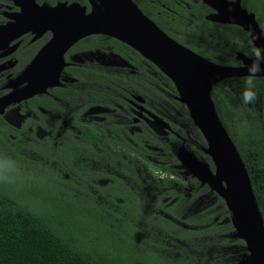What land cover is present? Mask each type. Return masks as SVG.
Returning a JSON list of instances; mask_svg holds the SVG:
<instances>
[{"label":"trees","instance_id":"trees-1","mask_svg":"<svg viewBox=\"0 0 264 264\" xmlns=\"http://www.w3.org/2000/svg\"><path fill=\"white\" fill-rule=\"evenodd\" d=\"M55 1H75L86 5V0H35L37 3L47 4H53ZM158 1L162 4L166 3V0ZM180 1L185 0H168V7L173 9L171 20H168L170 28L168 32L175 40L217 64L238 65L239 61L235 59L236 53L249 56L252 45L246 32L241 28L235 25H220L204 19L202 15L206 12V7L201 6L200 2H189V8L186 9L182 4L176 5ZM144 4L146 7L143 6ZM137 5L144 14L155 21L149 13L152 7H155V11L159 10L155 3L143 1ZM243 6L254 14L256 22L264 32V0H245ZM158 16L164 18L163 14ZM155 23L161 27L158 22ZM85 41L86 39L81 40L78 45L84 44ZM109 43L119 55L131 57L140 66L152 67L156 71L158 86L166 91L169 86L173 90L169 79L136 51L114 38H109ZM245 77H228L218 81L211 86L210 97L219 120L247 172L264 227V77L256 78L258 98L248 105L242 102L241 95ZM156 93L160 96L158 90ZM173 94H175L174 90ZM171 104L175 110L186 115L181 103L172 99ZM186 121L189 124L187 127L189 131L204 147V141L198 130L189 118H186ZM171 127L179 136L185 137L179 126L172 124ZM11 135L12 138L0 136V151L12 158L7 162L0 161V167L16 173L17 169L13 164V161H16L34 176L29 177L30 180H37L40 183V189L38 195L32 198L24 191H15L6 187L1 177L0 264H165L158 258L141 261L124 260L110 253L108 244L111 240L94 241L66 225L62 220L64 203L66 208H71L70 206L74 208L78 200H81L79 212L86 211V214L89 212L102 219L105 225L107 222L109 226L122 225L121 235L128 236L126 239L122 238V242L144 243L146 249L149 248L151 251L155 249L153 252L159 258L168 255V264H231V262L219 261L212 263L204 256L194 255L195 251H200L199 245L205 243L232 245L240 252H245L241 240L229 237L233 233L228 220L229 214L222 200L215 193H211L214 200L208 206L182 218L186 210L199 204L208 195V187L205 184L199 185L198 181L190 176H186L183 183L178 176L180 170L176 167L177 161L169 150L168 167L165 164H156V169L168 171V182L166 178L160 182L156 181L157 191L153 202L155 212L149 213L147 207L142 213L143 201L141 204L133 202L131 192L125 190L121 183H113L108 190L98 187L101 198L94 199L85 184L72 182L71 174H69L70 179L63 178L60 174V171H70L77 177L87 180L85 170L75 171L73 168L61 167L52 172L39 165L37 158L31 159L20 151L23 148L37 155L38 144L35 136L30 135L28 139H23L19 133ZM140 136L141 139L151 141L166 151L165 147L144 128H141ZM171 138L176 140L172 135ZM196 153L212 168L211 162L203 152L198 150ZM56 155L67 160L69 151L62 148ZM121 189H124L125 195H122ZM162 196H168V206H164L161 202ZM116 197H122L124 200L123 207L119 211H117L119 203L114 201ZM85 216L91 218L89 214ZM145 236L156 238L157 241L150 242ZM164 241L168 242V248L161 243Z\"/></svg>","mask_w":264,"mask_h":264},{"label":"flooded vegetation","instance_id":"flooded-vegetation-1","mask_svg":"<svg viewBox=\"0 0 264 264\" xmlns=\"http://www.w3.org/2000/svg\"><path fill=\"white\" fill-rule=\"evenodd\" d=\"M131 1L137 7L143 1L155 3L159 10L155 11V7H152L149 13L161 27L139 7L138 9L168 37L175 40L168 32V20H171L173 13V9L168 7V0L164 4L158 0ZM244 1L240 0L242 8H245ZM60 2L69 4L75 1L35 3L52 7ZM189 2H200L201 6L206 7V12L202 15L204 19L205 15L214 12L201 0H185L176 5L182 4L188 9ZM79 5L84 6L85 12L89 11L88 0L86 5ZM143 6L146 7L145 4ZM20 11L21 7L13 0H0V26L12 23L14 14ZM158 14H163L164 18ZM50 38L49 31L39 36L24 32L13 39L9 34L0 33V96L12 90L11 80L28 65ZM109 38L111 37L103 34H91L78 39L63 53L64 65L58 72L54 85H47L30 97L0 105V136L12 138V133H19L23 139L35 136L38 144L36 158L42 167L52 172L61 167L73 168L75 171L85 170L87 180L70 171H60V174L66 179H70L71 174L72 182L85 184L94 199L101 198L98 187L108 190L113 183L119 182L125 190L131 192L133 202L141 204L143 201L142 213L147 207L149 213H153L156 181L166 178L168 182V171L156 169V164L168 167L169 150L177 161L176 167L181 170L182 166L176 158L179 147L183 146L200 161L203 160L196 151L202 152L204 147L196 141L189 128L176 122L171 104L172 99L176 100L174 87L175 94L169 86L168 91L159 87L156 71L152 67L140 66L131 57L119 55L110 45ZM84 39V44L78 45ZM109 60L115 63H109ZM163 85L166 87L164 83ZM151 114L160 118L169 129L154 123ZM13 120L20 121L17 127L10 125ZM172 124L179 126L185 137L179 136L172 129ZM141 128L157 139L166 151L151 141L141 139ZM171 135L176 138L175 141ZM62 148L69 151L67 160L56 155ZM186 176L191 177L189 173ZM124 189H121L122 195L126 194ZM114 201L119 203L117 211L121 210L123 198L116 197ZM161 202L168 206V196H162Z\"/></svg>","mask_w":264,"mask_h":264},{"label":"water","instance_id":"water-1","mask_svg":"<svg viewBox=\"0 0 264 264\" xmlns=\"http://www.w3.org/2000/svg\"><path fill=\"white\" fill-rule=\"evenodd\" d=\"M21 7L14 21L0 26V33L11 39L24 32L39 36L49 31L51 38L28 65L11 80L12 90L0 96V105L30 97L47 85H54L63 67V53L78 39L103 34L124 43L150 62L172 83L176 100L181 103L193 126L204 141L202 152L212 169L183 146L176 158L182 168L200 185L205 184L223 202L232 226L231 236L243 242L245 252L233 264H264V227L247 172L239 154L222 126L210 97L213 84L228 77L247 75L244 65L249 56L235 54L238 65L211 62L179 44L161 31L131 0H88L89 11L76 2H60L52 7L37 5L34 0H13ZM214 10L205 19L219 24L235 25L246 32L251 45L264 46V38L253 41L264 33L251 11L240 6V0H201ZM212 65L229 67L214 83L207 80ZM257 77H264V74ZM21 85L20 87H17ZM151 120L168 128L160 118Z\"/></svg>","mask_w":264,"mask_h":264},{"label":"rangeland","instance_id":"rangeland-1","mask_svg":"<svg viewBox=\"0 0 264 264\" xmlns=\"http://www.w3.org/2000/svg\"><path fill=\"white\" fill-rule=\"evenodd\" d=\"M248 11V10H247ZM110 59H113V57H109ZM113 60H109V63H112ZM115 63V62H113ZM174 114L176 117L175 120L176 122L181 123L185 128L189 126L187 124L186 116L179 110L174 109ZM180 115H178V114ZM19 120H13V122L10 124L11 126L17 127ZM9 124V123H8ZM26 152H23V151ZM21 153L28 157L36 158V154L33 152H30L29 150H25L23 148L20 149ZM3 159L0 158V161H10L11 156L8 155L7 153H3L0 151ZM13 164L15 165L17 172H10L7 170H3V168L0 167V179L3 177V183L6 187L11 188L13 190H21L24 191L28 196L36 197L38 195L39 189H40V183L37 180H30V178L34 177L30 172H28V169L25 168L24 166L19 165L16 161H13ZM1 166V165H0ZM186 170L184 168H181L179 171V178L182 180L184 183L185 178H186ZM30 177V178H29ZM208 197L206 196L203 198L199 204L195 205L194 207H191L189 210H186L185 213L183 214L182 218H185L188 215L193 214L196 212V210H199L200 208H204L205 206H208L211 202H213V195L211 194L212 192L208 189ZM184 194H186L184 192ZM81 205V200L77 201V205L73 208H66V204L64 203L65 209L63 210V215H62V220L66 225L71 226L75 231L78 233L84 235L87 238H91L94 241H109L110 243L108 244L109 246V251L112 255L119 256L124 260H131V261H141V260H146V259H155L157 260L160 259L159 261L165 264H168V255H164V257L159 258L153 251H151L149 248H145L146 245L144 243H133V242H122V238L125 237L128 238V236H122V225H110L107 222L106 225L104 224L102 219H99L93 214H90L86 211H78L80 209ZM84 214V215H83ZM90 215L91 218L88 219L86 218L85 215ZM225 221V220H222ZM146 233V232H145ZM147 239H149L150 242H155L157 241L156 238H150V236H145ZM229 237H232L231 234ZM165 248H168V242L164 241L161 242ZM107 244V243H106ZM200 246V251L194 253L196 256H204L205 259L208 261L215 263L216 261L223 262V263H230L233 264L235 263L243 254L242 252L239 251L238 248L232 245L228 246H220L219 244H213V243H205L201 244ZM225 255L227 258V261L225 260ZM163 258V259H162ZM165 258V259H164Z\"/></svg>","mask_w":264,"mask_h":264},{"label":"clouds","instance_id":"clouds-1","mask_svg":"<svg viewBox=\"0 0 264 264\" xmlns=\"http://www.w3.org/2000/svg\"><path fill=\"white\" fill-rule=\"evenodd\" d=\"M264 38V33L255 35L253 41ZM250 63L244 65L247 69V75L242 82V102L245 105L254 103L258 94L256 91V78L258 75L264 73V46L253 45L249 53Z\"/></svg>","mask_w":264,"mask_h":264},{"label":"bare ground","instance_id":"bare-ground-1","mask_svg":"<svg viewBox=\"0 0 264 264\" xmlns=\"http://www.w3.org/2000/svg\"><path fill=\"white\" fill-rule=\"evenodd\" d=\"M208 69L209 70L207 72V80H208V83L211 84V85L219 77H221L225 72L232 70L229 67H225V66H215V65L210 66ZM244 69H246V68H244ZM262 74H264V73H262ZM262 74H260V75H262Z\"/></svg>","mask_w":264,"mask_h":264}]
</instances>
